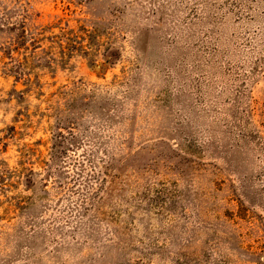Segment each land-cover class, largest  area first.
I'll return each mask as SVG.
<instances>
[{
  "label": "rangeland",
  "instance_id": "374dc122",
  "mask_svg": "<svg viewBox=\"0 0 264 264\" xmlns=\"http://www.w3.org/2000/svg\"><path fill=\"white\" fill-rule=\"evenodd\" d=\"M0 264H264V0H0Z\"/></svg>",
  "mask_w": 264,
  "mask_h": 264
}]
</instances>
